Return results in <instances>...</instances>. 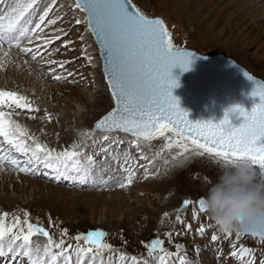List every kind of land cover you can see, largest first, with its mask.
<instances>
[{
	"label": "snow or ice",
	"instance_id": "snow-or-ice-1",
	"mask_svg": "<svg viewBox=\"0 0 264 264\" xmlns=\"http://www.w3.org/2000/svg\"><path fill=\"white\" fill-rule=\"evenodd\" d=\"M56 2L51 0L41 8V0H0V6L6 5V8L0 7V71L15 64L13 49L25 57V65L29 60L38 64L45 56L53 55L49 46L67 35L63 29H57L59 34L53 36L45 32L46 27L55 25L61 19L49 18ZM75 8L85 14V19H77L76 23H85L87 31L100 46L104 76L114 101L112 110L95 123L91 132H81L82 137H91L99 132L104 134L103 139H108L110 134L122 132L133 138L130 143L138 149L141 144L151 145L152 141L163 138L165 143L151 159L143 153L140 155V159L147 161L142 166L144 179L153 175L149 168L154 160L165 151L171 154L173 149L177 150L172 155L174 165L191 157H207L218 166L233 160H248L260 178L264 179V83L244 73L253 82L251 95L258 97L259 103L251 111L239 105L230 109L243 117L238 127L231 124L227 112L218 124L194 123L172 93L173 88L179 87V79L173 78L172 70L177 67L185 72L190 70L192 57L196 53L176 47L162 19L149 18L132 0H75ZM83 51L91 64L93 58L87 55V48ZM65 63L72 62L49 60L50 68L45 75L51 76L56 83L62 80L67 82L73 73L69 72L67 76L57 74V69L65 70ZM38 69L43 72V65L38 64ZM13 106L28 113L40 111L29 97L0 90V171L8 166L17 173L35 174L42 166L57 177L86 181L92 175L96 161L93 155L82 150L80 143L73 142L60 150L50 148L13 119ZM28 118L37 119L36 115H29ZM42 119L51 122L53 117L45 111ZM129 160L130 157H126L125 164ZM165 163H168L167 159ZM133 165L140 166L132 161L122 168L126 175L118 184L121 189H127L136 180ZM155 174L158 175V171ZM191 204L192 200L185 199L183 208L187 210ZM198 206L200 213H206L203 198L198 199ZM22 215L23 219L19 213L0 212V257L11 255L12 260L26 258L21 260V264H113L112 257L115 256L119 264H150L149 260L142 261L136 255L129 256L121 249L114 248L106 242L107 233L102 230L69 237L65 228L60 230L57 241L38 220L32 221L29 212L24 211ZM168 215L164 213L165 217ZM193 218L197 217L194 215ZM176 221L184 224L179 215ZM48 222L50 226L58 227L53 225L51 217ZM185 226L189 231L192 229L191 224ZM197 230L203 235L204 225L201 224ZM242 233L259 237L264 243V221L250 224L245 232H237V238ZM224 234L227 238L233 233ZM165 235L171 243L173 234L169 232ZM41 239L44 241L42 244L38 242ZM69 239L74 240L75 245L68 243ZM211 239L215 242L218 237L212 235ZM164 245L165 240L161 238L144 243L153 264H192L186 255L181 254V245H175V251H170ZM232 247L235 249L237 246L233 244ZM231 255L235 257L237 252L234 250ZM239 255H251V251L241 246Z\"/></svg>",
	"mask_w": 264,
	"mask_h": 264
},
{
	"label": "rangeland",
	"instance_id": "rangeland-1",
	"mask_svg": "<svg viewBox=\"0 0 264 264\" xmlns=\"http://www.w3.org/2000/svg\"><path fill=\"white\" fill-rule=\"evenodd\" d=\"M202 1L204 4L207 2H213V5L210 7L206 4L207 6L205 9L211 12L208 17L211 18V21H215V27L225 30L228 25H233L230 31L231 34L236 37V42H231L228 44L227 41L224 44H220L222 40H220V38L217 39L213 35V30L211 31V28L207 26V20L203 21V19H201L199 16H192L189 13V9H186V12L188 10L187 13L181 10L182 8L180 7V3H183L184 0H132V3L146 16L150 18L159 17L164 21L172 34L173 44L176 47L191 48L198 53L207 56H213L216 54L224 55L231 58L236 64L243 67L251 75L256 76L251 67L260 65L262 68H264V40L258 37L257 40L252 44L248 40H251L252 38L254 39L256 34L263 33L264 31V0ZM50 2L51 0H41V8ZM1 7L6 8V5ZM216 7H219L220 9H216ZM74 8L75 7L72 0H57L56 6L53 12L50 13L49 18L55 19L57 17H61V19H58L55 25L46 27L45 32L49 33V36H53L59 34L57 29H63L65 32H67V35L61 36L60 40H55L54 43L49 46V50L54 53L53 56H45L43 60L38 61V64L43 65L44 67L43 72L38 69L37 63H33L30 60V63H33L39 73L44 74L47 84L50 85L54 91H57V88L61 85L72 87V83H69L70 81L56 83L52 80L51 76L45 75V73H47L50 68L48 65L49 60L64 62L71 61L72 63H70V65L69 63L65 64V70L57 69V74L67 76L69 72L74 73L73 76H70L71 78L69 77L68 79L73 78L74 80L76 79L78 81L85 82V86L79 87L78 89L82 92H85L86 96L88 97L87 103H81V109L75 113V119L72 118V120H64L69 133H78L79 129H93L95 123L114 107L111 96L105 86L102 72L100 74L98 70L97 72L91 70V64H89L85 58V53L83 50L85 47L88 50L91 47V44L87 40L88 38L86 37L84 31L87 30L86 24L84 29V27L81 26V23H76V20L81 18L82 13ZM245 34L248 38L246 40L244 38L246 36ZM82 36L83 39H81ZM90 39L92 40L91 37ZM65 44L68 46L65 47ZM92 46L96 50L93 57L99 59V55L93 40ZM12 51L16 52L15 49ZM243 55H245L249 67L244 66V64H240L239 60ZM57 57H60L61 59H58ZM4 73H7V70L0 71V81L7 78L11 88H16L18 85L12 83V76H7ZM20 73L22 74L21 70L19 75H21ZM258 78L264 81V75H261V77ZM103 83L105 87L103 86ZM89 86L92 88L87 90V87ZM1 87H3L2 84H0V88ZM18 89L22 93H30L28 88L25 86L21 85L18 87ZM33 99L38 100L36 97ZM100 100L108 104V107L106 108L107 110H105L106 112L99 118L97 117V119L92 122L90 126L88 124L85 125L84 123H81V117H83L82 120L88 119L90 107L97 106ZM70 103L73 104L72 101H70ZM52 108L55 109L56 106H52ZM19 111L22 114H14L13 118H16L17 121L25 126L29 131H36L33 123L28 121L24 116V114L30 113H28L26 110ZM98 115H100V112ZM39 131L38 133L41 135V138H39L40 142L47 144L50 147L51 140L47 136L48 129H40ZM116 133H120L122 136L118 137L117 140L114 141V149L109 148V144L102 146L103 140H99L100 143L97 145V140H95V142H89L90 140L82 137L80 133H78L79 138L82 140L80 142L82 150L86 154H97V156H100L99 159H95L96 166L93 169L95 172L97 171L94 179L97 180L99 184L109 185V183L120 182L126 175L122 171V168L129 166L132 159L138 157L140 158L141 153L151 159L155 153L160 151L163 144L165 143L163 138H160L152 141L151 145L141 144L140 148L138 149L136 146L130 143L133 140L130 135L122 132ZM59 141L64 147H68L66 142L63 140ZM92 143H95V145L93 146ZM176 151V149H173L171 154H169L168 151H165L161 157H157L154 160L153 166L149 168V172L153 174L150 175L153 176L152 182H150L149 178L144 179V168H142L141 172H139V175L136 176L137 178L134 183L128 187L127 191L121 193L122 195L120 196H122V198L131 200L130 202L132 204L129 206L138 207V214H135L138 216L133 214L130 215V207L128 208V206H126L127 208H122V211L119 210L121 212H118L119 208H115V205L118 202V197L106 196L109 202H104L101 197L99 198L97 196L95 198L94 195L89 196L93 193L98 194V189L87 190L85 187L74 188L71 185V181L67 180V184L65 183L66 181L63 182L65 185L61 184L55 186L62 188L59 190H67L66 193L62 195V197H59V194L54 195L56 197L55 199H57L56 201L61 199L63 200V202H61V200L60 203L53 201L41 203L43 201H37L40 197H46V195L50 194V191L47 190H45L40 195L34 194L33 196L36 202L33 203L30 192L29 194H14L12 192V185H9L10 191L6 195L9 196H7L9 199H14V202L8 203L6 205H0V212L7 211L9 213H19L22 219L23 212H29L32 221L37 222L38 220L57 241L60 238V230L65 228L68 230L69 237H74L80 233L86 234L89 231L102 230L107 233L106 242L113 245L114 248L121 249L129 256L136 255L140 257L142 261L149 260L150 264H153V262L151 261V258L147 256V250L144 248V243H149L152 239L156 238L164 239V246L167 249L175 247L177 244L181 245V254L186 255L192 264H249V262H251V264H264V243H262L259 238L257 239L251 236H244L242 234L239 236V238H237L236 233H233L232 236L225 238V234L219 231V229L209 219L208 215L206 213H200L198 210L197 201L199 198L204 197L208 181L215 180L219 171V166L213 164L207 157H191L187 161H181V163L174 165L172 162V155H175ZM126 157H130L128 164H125ZM106 159H109L110 163H107ZM165 159L168 161L167 164L165 163ZM145 163H147V161H145ZM6 168L10 169L8 166H6ZM157 171L159 173L158 175L155 174ZM12 172L14 173L13 177H15L12 178L13 181L16 180V183L19 184L23 183L27 185L28 182L23 180L24 177L29 180L34 179L35 181H38L41 185H43V187L51 184L48 183V181L42 180V178H35L32 175L25 176L13 170ZM41 173H43V175L45 174V177L48 176L49 179L54 176L53 173L50 174L47 172V170H39L37 171L36 175L39 176ZM18 176L20 178H18ZM9 179L10 176H4V181L7 182ZM76 184L78 183L75 182V185ZM153 185L157 186L160 190L158 193L152 194L153 199L159 197V199H156L158 202L156 200L155 201L157 203L160 202V205H152L148 202L142 204L139 202L140 195L138 194L142 192V190H139V186L142 187V189H150L153 187ZM168 185L171 187H168ZM110 191L122 192V189H106L105 194H108ZM131 192H134L133 194L135 198L129 197L132 194ZM75 193H77L76 195L83 193L80 196H82L84 200L73 203H65L66 199L69 197L70 200H74ZM2 196L3 194L0 192V198ZM171 198L172 202L176 199V205L169 206L167 201ZM185 199L192 200V204L187 210L183 208V201ZM142 206L147 207V212L144 211ZM169 208H172L174 211L169 213ZM182 208L184 210L180 211ZM121 213L128 215V217L123 219V216V218H121ZM164 213H168L169 215L165 217ZM177 215L181 217V219L184 221V224L178 223L176 221ZM194 215L197 218L194 219ZM49 217H51L53 225H58V227L49 225ZM200 223L204 225L205 232L203 235H201L197 230L201 225ZM186 224H191L192 227L195 228H192L189 231L185 226ZM169 232L173 234L171 243H169L168 238L165 235V233ZM177 232L180 234L176 235ZM212 235H216L218 237L217 241H212ZM38 242L42 244L44 241L41 239ZM68 243L75 245L76 242L69 239ZM233 244L237 246L235 249L232 247ZM81 245H83L82 241ZM241 246L248 248L251 251V255H239V248ZM234 250L237 252V256L235 257L231 255L232 251ZM260 256L262 257L263 262L257 263V258L259 259ZM107 258L108 257L106 254L105 261H107ZM112 261L113 264L119 262L118 257L113 256Z\"/></svg>",
	"mask_w": 264,
	"mask_h": 264
},
{
	"label": "bare ground",
	"instance_id": "bare-ground-1",
	"mask_svg": "<svg viewBox=\"0 0 264 264\" xmlns=\"http://www.w3.org/2000/svg\"><path fill=\"white\" fill-rule=\"evenodd\" d=\"M206 4L210 7L211 5H213V2H207ZM206 4H204L202 0H184L183 3H180V7L182 8L181 10L182 11H185V12H186V9H189V11H190L189 13L192 16H194V15L195 16H199L201 19H203V21L207 20V26H209L211 28V31L213 30L212 31L213 35L217 39L220 38V40H222L220 42V44H224L227 41H228V44H230L231 42H236V40H235L236 37L234 35H232L231 34V31H230L232 29V26L233 25L232 26L231 25H228L225 30H223L221 28L215 27L214 26V24H216L215 21L213 20L214 21V23H213V21H211V18L208 17V15H210L211 12L209 10L207 11L205 9V7L207 6ZM219 7H222V6H219ZM219 7H216V9H220ZM187 12H188V10H187ZM80 20L81 21L84 20V15L83 14H82ZM81 26H83L84 29H85V23H81ZM84 31H85L86 37L88 38L87 40L91 44V47L87 50V51L90 50L89 52H87V55L88 56H91L93 58V62L91 63V70L96 71V72L98 70L100 72V74H101L99 59H96V58L93 57L94 54H95V52H96V50L92 46V40L90 39V36H89L88 31L87 30H84ZM213 35H212V37H213ZM233 36H234V38H233ZM258 37L264 40V31H263V33L256 34L255 37H254V39L252 38L251 40H248V41H250V43L252 44V43H254L257 40ZM244 38H245V40L248 39L247 38V35ZM260 44H263V43H260ZM12 54H13V57L15 59V64L8 65V67L6 68L7 73H4V74L7 75V76L11 75L12 76V80H11L12 83H14V84H16L18 86L17 87L15 86L16 88H13L12 89L11 86H10V84H9V80H7V78H6L5 80L0 81V84L3 85V87H1L0 89L17 92L19 94H22V95L27 96V97H29L34 102V105L40 109V111L37 112V113L24 114V116L26 117V119L28 121L32 122L33 125L36 128V131H30V133L36 135L38 138H41V135H40V133H38V131L40 129L41 130H43V129H46L47 130L48 129L47 136L51 140L50 148H55L57 150H60V149L64 148V146L61 144V142L59 140H63L64 142H66L67 146H70L73 142L80 143L82 140L79 138L78 133H81L83 131H89V132H91L92 129H89V130L79 129L78 130V133H69L67 131V126H66L64 120L65 119L72 120V118L75 119L76 118L75 117L76 116L75 113H77L81 109L80 108L81 107V103H84V104L87 103L88 97L86 96L85 92H82V91H80L78 89L79 87L85 86V82L78 81L76 79L74 80L73 78L72 79H68L67 81L68 82L70 81L69 83H72V87H69V86L66 87L65 85H61V86H59L57 88V91H54L50 87V85L47 84L46 78H44L45 77L44 74L43 73H39V71L35 68V66L33 65V63L32 64L30 63L31 62L30 60H29L28 64L25 65L23 63V60L25 58H23L22 55H19L17 53V51L16 52L12 51ZM57 58L58 59H61L60 57H57ZM239 61H240V64H244V66L249 67L248 64H247L245 55L241 56V58H240ZM16 65H19V67H17ZM69 65H70V63H69ZM251 68H252V71L254 72V74L256 75L255 76L256 78L261 77V75H264V68H262V66L257 65L256 67H251ZM17 70L19 72L21 70L22 71V74L20 73L21 75H19V72ZM61 82H63V80ZM4 85H5V87H4ZM21 85L27 87L28 90L30 91V93H28V94L22 93L18 89V87H20ZM103 86H104V83H103ZM91 88L92 87L89 86V87H87V90H90ZM34 97L38 98V100L33 99ZM70 101H72L73 104H75V105L71 104ZM52 106L53 107L56 106V108L54 109V108H52ZM107 107H108V104L107 103H104L102 100H100L99 101V104L97 106H91L90 107V111L88 113V119L82 120L83 117H81L80 122L81 123H84L85 125L88 124L90 126L92 124V122H94L97 119V117L99 118L101 115H103L106 112L105 110H107L106 109ZM13 109H14V106H13ZM57 110H58L59 113L57 112ZM45 111H47L48 113H50L52 115L53 119H52L51 122H48V121L42 119L44 117V115H45ZM99 112H100V115H98ZM15 113H20V111L18 109H14V114ZM20 114H22V113H20ZM29 115H36L37 119H35V120L29 119L28 118ZM13 119L17 120L16 118H13ZM103 135H104L103 133L97 132L94 136L87 137V139L90 140L89 142H95V140H97V145L100 143L99 140H103L104 142L102 141V146H105V145H108L109 144V148L114 149V147H115V142L114 141L117 140L118 137L122 136V134H120V133H112V134H110V136H109L108 139H103L102 138ZM0 139H2V138H0ZM92 144H93V146L95 145V143H92ZM16 155L18 156V158L23 159V157H19V154H16ZM93 156H94V159H96V158L99 159L100 158V156L99 155L97 156V154L96 155H93ZM132 161H136V163L138 165H140V166H135L134 165L135 170H136V176H137V175H139V172H141V170L143 168L142 166L145 165L146 163H145V160H142L139 157L138 158H135V159H132L131 160V163H132ZM106 162L107 163H110V160L109 159H106ZM39 170L46 171V169L43 168L42 166L39 168ZM96 173H97V171L95 172L94 170H92V175L86 181L79 180V179H75V178L57 177L55 174H54L53 178H50L49 179V177L48 176H47L48 178L45 177L44 176L45 174L43 175V173H41L39 176H37L36 175L37 174V171L35 172V174H31V173H29V174L19 173V174H22V175H25V176L26 175H32L35 178H42V180L48 181V183H51V184H48L47 186L43 187V185H41L38 181H35L34 179L29 180L26 177H24L23 180L25 182H28L27 185H25L23 183L22 184L16 183L17 181L16 180L13 181V179H12V178H15V177H13V174L14 173L12 172L11 167H10V169L5 167V169L3 171H0V192H2V194H3V196L0 198V205H3V204L6 205L8 203L14 202V199H9L8 198L9 196L6 195L10 191L9 185H12V187H13L12 188V192L14 194L15 193L16 194H20V193L29 194V192H30V195L32 197V202L33 203L36 202V200H35V198H34L33 195L34 194L40 195L45 190L50 191V194L49 195H46V197L45 196L44 197H40L37 201H43L41 203L49 202V201H53V202L60 203V201L62 199L59 200V201H56L57 199H55L56 197L54 195L55 194H59L58 196L59 197L60 196L62 197V195H64L67 190L66 191L59 190V189H62V188L59 187V186L58 187H55V186L56 185H61V184H64L65 185V183L67 184V181H71V185L74 188L75 187H80V185H78V184H82L83 185L82 187H85L87 190H91V189L92 190H95V189H98L97 190L99 192L98 194L93 193V194H90L89 196L94 195L95 198L97 196L99 198L101 197V199H103L104 202H107L108 201L107 200V197L108 196H116V197H118V202L115 205V208H119L118 209V212H121L122 211V208L128 206V208L130 207V212H129L130 215H132V214L135 215L136 213L138 214V207L137 206H129V205L132 204L130 202L131 200H129L127 198L126 199L125 198H122V196H120V195H122L121 193L127 191L128 188L127 189H122V192L121 191L120 192L110 191L108 194H105L106 193V189H111V190L113 189L114 190L115 188H120V187H118V184L122 180L120 182L109 183V185L99 184V182L94 179L95 176H96ZM6 175L10 176V179L7 180V182L4 181V176H6ZM15 175H17V174H15ZM22 175H21V177H22ZM46 175H47V173H46ZM103 175H104V173H103ZM18 178H20V177L18 176ZM149 179H150V182H152L153 176H149ZM64 181H66V182L63 183ZM75 182L78 183V184L75 185ZM33 187H34V189H33ZM168 187H171V186L168 185ZM139 188H140L139 190H142V192L139 193V194H138V190H137V194L140 195V198L136 196L137 198L140 199V200L137 199V200H139V202H141L142 204L148 202V203H150L152 205H160V202L157 203L158 201L156 200L157 198L159 199V197H156L155 199H153V197H152V194H156V193H158L160 191L157 186H154L153 185V187L150 188V189H142V187H140V186H139ZM76 194L77 193H75L74 200H72V199L70 200L69 199L70 197H69L68 199H66L65 203H67V202H72L73 203V202H79L81 200H84V198L82 196H80L83 193H81L80 195L79 194L76 195ZM132 194H131V196H129V195L128 196L129 197H134V194L133 195ZM68 195H70V194H68ZM126 195H127V193H126ZM70 196H72V195H70ZM9 201H11V202H9ZM134 201H136V200H134ZM61 202H63V200ZM167 202L169 203V206L170 205L171 206H174L177 203L176 199L172 202V198L171 199H168ZM142 208H144V211L147 212V207L146 206H144V207L142 206ZM119 210H121V211H119ZM127 210H129V209H127ZM182 210H184V209L183 208L180 209V211H182ZM168 211H169V213H171V211L173 212L174 210L172 208H169ZM96 213H98V212H96ZM121 214H120L121 215V218H123V216H124L123 219H125V218L128 217V215H125L123 213H121ZM135 216H138V215H135ZM192 228H195V227H192ZM21 259L22 258H17L16 260H13V264H16L18 262V260H19L18 263H21V261H20ZM7 261H8V259H7ZM7 261H6V264L8 263ZM15 261H16V263H15ZM1 262H2V260H0V263ZM262 262H263V260H262V257L261 256L259 257V259L257 258V263H262Z\"/></svg>",
	"mask_w": 264,
	"mask_h": 264
},
{
	"label": "water",
	"instance_id": "water-1",
	"mask_svg": "<svg viewBox=\"0 0 264 264\" xmlns=\"http://www.w3.org/2000/svg\"><path fill=\"white\" fill-rule=\"evenodd\" d=\"M73 1L75 3V0ZM92 37L99 51L103 72L104 61L101 58L100 46L96 38L93 35ZM184 49L196 54L192 57L190 70L185 72L179 67L172 70L173 78L179 79V87L173 88L172 93L179 100L180 107L189 113L188 118L194 123L199 121L218 124L227 112L231 124L238 127L243 122V117L239 113H232L230 109L239 105L246 111H251L253 106L259 103V98L251 95L254 84L244 73L251 74L224 55L206 56L190 48ZM104 79L107 86L105 76ZM243 234L251 236L248 233Z\"/></svg>",
	"mask_w": 264,
	"mask_h": 264
},
{
	"label": "clouds",
	"instance_id": "clouds-1",
	"mask_svg": "<svg viewBox=\"0 0 264 264\" xmlns=\"http://www.w3.org/2000/svg\"><path fill=\"white\" fill-rule=\"evenodd\" d=\"M203 200L206 214L222 233L245 232L250 224L264 221V179L248 160L221 163Z\"/></svg>",
	"mask_w": 264,
	"mask_h": 264
}]
</instances>
